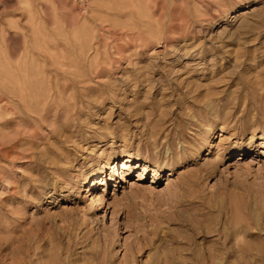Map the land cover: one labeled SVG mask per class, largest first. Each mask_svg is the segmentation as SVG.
<instances>
[{"label":"rangeland","instance_id":"rangeland-1","mask_svg":"<svg viewBox=\"0 0 264 264\" xmlns=\"http://www.w3.org/2000/svg\"><path fill=\"white\" fill-rule=\"evenodd\" d=\"M0 264H264V0H0Z\"/></svg>","mask_w":264,"mask_h":264},{"label":"bare ground","instance_id":"bare-ground-1","mask_svg":"<svg viewBox=\"0 0 264 264\" xmlns=\"http://www.w3.org/2000/svg\"><path fill=\"white\" fill-rule=\"evenodd\" d=\"M17 79V78H16ZM209 135V134H208ZM210 136H208V137H206V139L205 140H207L208 138H209ZM241 153H243V155H245L246 154V151H242ZM184 157V155H180L179 156V160H182V158ZM127 160L130 162V161H132V158H131V156H128L127 157ZM127 162V161H126ZM124 165V164H123ZM113 169L115 168V166H113L112 167ZM104 172H103V169H99V171H98V174H97V176H100V175H102ZM95 173H91V176H93ZM114 175L115 176H118L119 177V175H118V173L115 171V173H114ZM153 175H156V173H153ZM97 176H95V177H97ZM95 186V179L93 178V181L91 182V188H93ZM211 257V256H210ZM216 257V255L215 256H213L212 257V260L211 261H213V262H216V260L214 261V258Z\"/></svg>","mask_w":264,"mask_h":264}]
</instances>
